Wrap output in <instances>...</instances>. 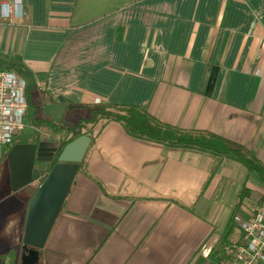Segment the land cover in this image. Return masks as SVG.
Wrapping results in <instances>:
<instances>
[{
  "label": "crops",
  "instance_id": "crops-1",
  "mask_svg": "<svg viewBox=\"0 0 264 264\" xmlns=\"http://www.w3.org/2000/svg\"><path fill=\"white\" fill-rule=\"evenodd\" d=\"M4 1L17 0H0V59L33 75L42 106L72 100L63 122L75 105L132 107L264 164V0H18L22 13L7 19ZM85 134L92 142L37 254L23 243L35 183L13 190L9 166L7 182L0 173V234L15 237L18 264H229L225 208L237 201L247 217L264 199L254 172L233 156L134 138L116 121Z\"/></svg>",
  "mask_w": 264,
  "mask_h": 264
},
{
  "label": "water",
  "instance_id": "water-1",
  "mask_svg": "<svg viewBox=\"0 0 264 264\" xmlns=\"http://www.w3.org/2000/svg\"><path fill=\"white\" fill-rule=\"evenodd\" d=\"M72 105V100L59 97L57 102L45 104L43 113L65 126L63 121ZM91 142V137L85 134L68 143L49 172L36 170L35 164L54 160L58 152L56 142L19 145L10 153L8 163L13 190L44 178L30 202L23 239L24 246L31 248L32 254L45 247Z\"/></svg>",
  "mask_w": 264,
  "mask_h": 264
},
{
  "label": "trees",
  "instance_id": "trees-1",
  "mask_svg": "<svg viewBox=\"0 0 264 264\" xmlns=\"http://www.w3.org/2000/svg\"><path fill=\"white\" fill-rule=\"evenodd\" d=\"M0 68L18 72L23 76L28 83L29 91L31 93L33 86L36 85L35 79L31 73L20 68L15 62L3 61L1 59ZM31 104L32 100L30 97V106ZM80 108H82V110H90V114L85 118H81L74 126L52 124L47 121L38 123V125L40 124L49 127L55 134L64 133V140L60 143V150L50 170L58 163V157L64 147L68 143L82 136L83 130L88 124H97L101 120H107L119 122L123 125L130 136L137 139H144L157 144H166L170 146L195 147L202 151L211 152L214 156L220 158L233 156L236 160L243 163L250 172H254L264 182V164L257 159L255 154L245 151L241 146L233 144L223 138L213 134L196 133L193 131L178 129L160 123L140 109L126 106L103 104L88 107L75 105V107L69 112L70 117ZM248 194H250L249 190L244 189L240 195V202H243Z\"/></svg>",
  "mask_w": 264,
  "mask_h": 264
},
{
  "label": "built area",
  "instance_id": "built-area-1",
  "mask_svg": "<svg viewBox=\"0 0 264 264\" xmlns=\"http://www.w3.org/2000/svg\"><path fill=\"white\" fill-rule=\"evenodd\" d=\"M1 8L6 19L22 13V4L18 0L13 3L4 1ZM29 110L26 79L18 72L0 68V161L19 140ZM237 222L244 241L225 245L222 256L229 264H264V199L254 204L249 215Z\"/></svg>",
  "mask_w": 264,
  "mask_h": 264
},
{
  "label": "rangeland",
  "instance_id": "rangeland-1",
  "mask_svg": "<svg viewBox=\"0 0 264 264\" xmlns=\"http://www.w3.org/2000/svg\"><path fill=\"white\" fill-rule=\"evenodd\" d=\"M14 1V0H11ZM37 88L36 85L33 86L32 90H31V100H32V104L30 106V110L28 113V116L25 118V128L23 130V132L21 133V136H19V141L21 142H28L30 141L34 134L36 133V127H38V123L39 122H44L47 121L45 120V115L43 113V107L42 103L38 102L37 100ZM38 94V93H37ZM36 110H37V116H36ZM83 111H84V115L85 110H77V112L70 117V113L67 114V118L65 123H68V125L70 126H74L76 125L77 122H79V120L83 117ZM88 113V112H87ZM37 117V118H36ZM69 117V120H68ZM74 121H73V119ZM90 127V126H89ZM49 128V127H48ZM45 128L42 129V132L44 135L50 137L51 139H53V142H56L57 145H60L59 142H62V140H64V136H60L59 134H55L53 131L50 130V128ZM87 128V127H86ZM52 162H49L47 165L48 169L51 168L52 164H50ZM8 163L4 164L3 166H1L0 168V173H1V180L3 183L8 181V177H9V170H8ZM48 172V171H47ZM34 177H36V174L34 175ZM43 179L40 178L39 181H34L32 182L35 183L33 185H30L27 190H25L26 194H33L37 192L38 190V185H40L42 183ZM6 194L3 192V194H0V206L2 204V201L6 199ZM23 195V194H22ZM25 195V194H24ZM17 199H14V201H16ZM9 202V201H8ZM237 201H234L231 206L226 207L225 208V216L224 219L231 220L232 218V224L230 223V229L228 227V235H230V241L231 243L234 242L233 244L239 243L238 241L242 242L244 241L243 239V234L241 229L238 226V222L237 220L240 218H243L244 216L242 215V213L246 210V209H242L241 210V206L239 207V209L236 211V209H234L235 205ZM234 207V208H233ZM234 213V214H233ZM233 214V216H232ZM6 212L5 209L0 208V232L2 231L4 225H5V221H6ZM227 220H225L226 222H228ZM15 239V237H14ZM13 239V235H6L5 233H1L0 234V264H18L19 263V258H20V254L18 253L19 251V247H12L9 245H13L14 242Z\"/></svg>",
  "mask_w": 264,
  "mask_h": 264
},
{
  "label": "flooded vegetation",
  "instance_id": "flooded-vegetation-1",
  "mask_svg": "<svg viewBox=\"0 0 264 264\" xmlns=\"http://www.w3.org/2000/svg\"><path fill=\"white\" fill-rule=\"evenodd\" d=\"M46 117V116H45ZM48 119V120H47ZM45 120H47V122H51L52 124H57V123H55V122H53L50 118H48V117H46L45 118ZM58 125H62V124H58ZM45 128H48V127H46V126H43V125H40L39 124V126L38 127H36L35 129H36V133L34 134V136H33V138L30 140V141H28V142H21V141H19V140H17L9 149H8V151H7V154H6V157H7V161H8V158H9V155H10V153L12 152V150L16 147V146H19V145H25V144H27V145H31V144H36V145H47V144H49V143H51V142H53L52 140L53 139H51L50 137H48V136H46V135H44L43 134V132H42V129H45ZM49 129V128H48ZM51 130V129H50ZM52 131V130H51ZM59 143H61V142H59ZM58 149V152H59V150H60V145H58V146H56ZM58 152L56 153V155L54 156V160H55V158L57 157V155H58ZM54 160L52 161V163L54 162ZM49 162H45V163H43V165H41L40 163H36L35 164V168H36V170H38V171H41L40 169H45L46 171H49L50 170V168L48 169V167H47V165L46 164H48ZM52 163H50V164H52Z\"/></svg>",
  "mask_w": 264,
  "mask_h": 264
}]
</instances>
